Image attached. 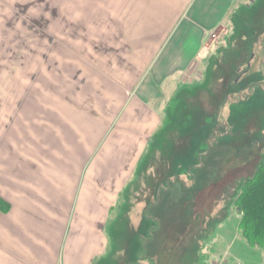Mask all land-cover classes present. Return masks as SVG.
I'll return each instance as SVG.
<instances>
[{
    "label": "crops",
    "instance_id": "0c3cea01",
    "mask_svg": "<svg viewBox=\"0 0 264 264\" xmlns=\"http://www.w3.org/2000/svg\"><path fill=\"white\" fill-rule=\"evenodd\" d=\"M244 3L58 0L72 13L56 16L59 28L71 23L56 30V92L42 77L44 91L28 94L0 132V264H96L110 255L107 225L162 132L166 96L206 68L213 35L236 27ZM149 204L131 224L137 239L126 240L135 254L117 261L159 264L161 224L145 221ZM238 224L233 260L264 264V249Z\"/></svg>",
    "mask_w": 264,
    "mask_h": 264
},
{
    "label": "rangeland",
    "instance_id": "374dc122",
    "mask_svg": "<svg viewBox=\"0 0 264 264\" xmlns=\"http://www.w3.org/2000/svg\"><path fill=\"white\" fill-rule=\"evenodd\" d=\"M57 2L0 0V132L10 125L13 111L24 109L28 94L44 91L42 77L56 92V51L63 42L56 38V16L72 13V7ZM244 2L236 27L213 35L214 54L206 68L166 96L162 132L107 225L111 256L96 264H130L115 254H135L136 245H127V239L138 237L131 224L151 201L157 208L146 214L160 216L156 221L165 244L161 264H196L224 250L234 259L239 222L232 201L264 162V0ZM46 15L52 21H45ZM70 24L61 22L59 29L67 33ZM159 178L167 184L160 187Z\"/></svg>",
    "mask_w": 264,
    "mask_h": 264
},
{
    "label": "trees",
    "instance_id": "16d2710c",
    "mask_svg": "<svg viewBox=\"0 0 264 264\" xmlns=\"http://www.w3.org/2000/svg\"><path fill=\"white\" fill-rule=\"evenodd\" d=\"M199 167H201L200 170L202 171L205 169L201 165ZM156 182L160 187L167 184V180H163V178L157 179ZM232 204L235 207V211L241 215L238 224L241 236L251 246H259L264 249V162L258 167L254 175L241 184L237 194L233 198ZM151 206L153 205L149 204L146 212L151 211ZM147 214L145 220L152 223V220H154L153 216H148ZM161 251L164 253L165 244L161 246ZM161 261L162 259L159 264H161ZM202 261L201 258L200 261L198 259L195 263L208 264L209 255L206 254L204 262Z\"/></svg>",
    "mask_w": 264,
    "mask_h": 264
},
{
    "label": "built area",
    "instance_id": "2783aa9c",
    "mask_svg": "<svg viewBox=\"0 0 264 264\" xmlns=\"http://www.w3.org/2000/svg\"><path fill=\"white\" fill-rule=\"evenodd\" d=\"M209 264H230V261L226 254H222L212 258Z\"/></svg>",
    "mask_w": 264,
    "mask_h": 264
},
{
    "label": "flooded vegetation",
    "instance_id": "af4514ba",
    "mask_svg": "<svg viewBox=\"0 0 264 264\" xmlns=\"http://www.w3.org/2000/svg\"><path fill=\"white\" fill-rule=\"evenodd\" d=\"M147 206V205H146ZM148 207H146V210H147ZM147 218V216L145 215V219Z\"/></svg>",
    "mask_w": 264,
    "mask_h": 264
}]
</instances>
